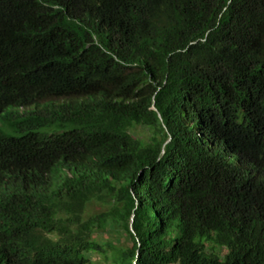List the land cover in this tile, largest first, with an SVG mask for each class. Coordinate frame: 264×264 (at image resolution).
Wrapping results in <instances>:
<instances>
[{
    "label": "trees",
    "instance_id": "1",
    "mask_svg": "<svg viewBox=\"0 0 264 264\" xmlns=\"http://www.w3.org/2000/svg\"><path fill=\"white\" fill-rule=\"evenodd\" d=\"M0 264H264V0H0Z\"/></svg>",
    "mask_w": 264,
    "mask_h": 264
},
{
    "label": "rangeland",
    "instance_id": "2",
    "mask_svg": "<svg viewBox=\"0 0 264 264\" xmlns=\"http://www.w3.org/2000/svg\"><path fill=\"white\" fill-rule=\"evenodd\" d=\"M138 130L141 132L142 131V129L141 128H138ZM142 133H144V132H142ZM104 237H106V235H104Z\"/></svg>",
    "mask_w": 264,
    "mask_h": 264
}]
</instances>
